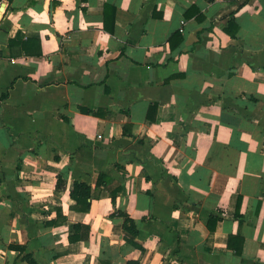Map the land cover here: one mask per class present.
Segmentation results:
<instances>
[{
	"label": "crops",
	"instance_id": "obj_1",
	"mask_svg": "<svg viewBox=\"0 0 264 264\" xmlns=\"http://www.w3.org/2000/svg\"><path fill=\"white\" fill-rule=\"evenodd\" d=\"M3 3L0 264H264V0Z\"/></svg>",
	"mask_w": 264,
	"mask_h": 264
},
{
	"label": "trees",
	"instance_id": "obj_2",
	"mask_svg": "<svg viewBox=\"0 0 264 264\" xmlns=\"http://www.w3.org/2000/svg\"><path fill=\"white\" fill-rule=\"evenodd\" d=\"M2 1H7L9 4H11V2L13 0H0V2ZM112 9V7L107 6L105 8V12H108L109 9ZM113 10H115L113 8ZM108 28V26H107ZM108 30V29H107ZM88 114H92L94 116L100 115L99 111H85ZM111 182V179L109 176L105 175V174H101L99 176L96 188L105 185H109ZM66 188V182L65 180L59 176L58 177V181H57V185H56V189L58 191H64ZM93 188L90 184L86 183V182H81V181H75L74 182V186L72 191L70 192V197L73 201H75V205L72 207L73 210L79 211V212H88L91 208V198L93 196ZM112 202L114 205H116V194L112 193ZM116 213V212H115ZM117 214H120L121 216L125 217V223L123 225V228L125 231L127 232H132V233H136V226H135V222L133 221V219H131L129 217V215L124 214L122 212H117ZM63 220H65V218L62 215V211L59 209L58 210V218H61ZM217 218L212 217L209 221V228L210 230H214V226H212V223H216L217 222ZM56 225L58 224V222L53 221L52 225ZM74 230L75 233L73 235H71L69 237V241L71 243L74 242H78L81 240H87L90 237V232H91V228L88 225H83V224H76L74 226ZM127 237V236H126ZM126 241L128 243H130L131 245L137 247L138 249L143 250V248L141 246H138L136 243H134L133 241H131L129 238H126ZM10 249L16 250L19 252V256H21V260L26 262L27 264H40L37 259L35 258L33 253H29L27 251V247L26 246H21V245H10L9 247ZM130 264V263H129Z\"/></svg>",
	"mask_w": 264,
	"mask_h": 264
},
{
	"label": "water",
	"instance_id": "obj_3",
	"mask_svg": "<svg viewBox=\"0 0 264 264\" xmlns=\"http://www.w3.org/2000/svg\"><path fill=\"white\" fill-rule=\"evenodd\" d=\"M6 8V3H3L0 7V19H1V14L5 11Z\"/></svg>",
	"mask_w": 264,
	"mask_h": 264
},
{
	"label": "built area",
	"instance_id": "obj_4",
	"mask_svg": "<svg viewBox=\"0 0 264 264\" xmlns=\"http://www.w3.org/2000/svg\"><path fill=\"white\" fill-rule=\"evenodd\" d=\"M0 74H1V66H0Z\"/></svg>",
	"mask_w": 264,
	"mask_h": 264
}]
</instances>
